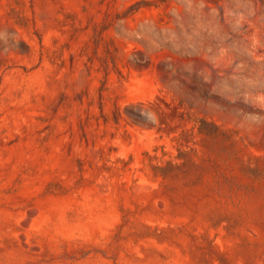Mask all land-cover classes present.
<instances>
[{
    "label": "rangeland",
    "instance_id": "rangeland-1",
    "mask_svg": "<svg viewBox=\"0 0 264 264\" xmlns=\"http://www.w3.org/2000/svg\"><path fill=\"white\" fill-rule=\"evenodd\" d=\"M0 264H264V0H0Z\"/></svg>",
    "mask_w": 264,
    "mask_h": 264
}]
</instances>
